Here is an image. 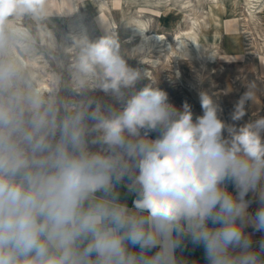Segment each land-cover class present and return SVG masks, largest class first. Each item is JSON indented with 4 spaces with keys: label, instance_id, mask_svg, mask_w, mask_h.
Masks as SVG:
<instances>
[{
    "label": "clouds",
    "instance_id": "clouds-1",
    "mask_svg": "<svg viewBox=\"0 0 264 264\" xmlns=\"http://www.w3.org/2000/svg\"><path fill=\"white\" fill-rule=\"evenodd\" d=\"M42 4L0 0V16ZM74 69L121 107L58 118L39 92L0 104V264H178L185 239L207 264H264V238L245 231L264 233V118L227 125L205 93L195 118L158 87L126 93L139 74L108 38L84 40ZM123 180L131 208L112 195Z\"/></svg>",
    "mask_w": 264,
    "mask_h": 264
},
{
    "label": "rangeland",
    "instance_id": "rangeland-1",
    "mask_svg": "<svg viewBox=\"0 0 264 264\" xmlns=\"http://www.w3.org/2000/svg\"><path fill=\"white\" fill-rule=\"evenodd\" d=\"M257 1L254 5L250 0H43L38 13L0 16V42L12 23L28 32L29 38L17 36L18 42L13 43L22 58L26 57L22 47L28 44L34 49L31 55L39 65L37 71L33 68L34 75L48 84L47 98L58 118L76 108L121 107L99 87L98 78L83 83L77 78L74 64L83 42L78 41L73 23L79 20L87 41L114 40L127 66L139 74L134 88L124 89L126 93L158 87L177 109L190 105L194 118L203 114L200 95L205 93L219 105V116L227 125L240 127L264 118V80L255 81L252 68L264 73V0ZM188 27L197 37L198 48L187 37ZM143 35L159 39L143 44ZM178 43L188 50V58L175 49ZM5 58L0 53V76L6 73L15 81L19 76L30 77L31 66L15 71ZM19 86L17 82L4 90L0 81V104L18 103L25 97ZM246 93L251 97L245 104L246 114L234 122L235 106ZM247 199L252 200L249 212L254 213L259 207L256 198L250 193Z\"/></svg>",
    "mask_w": 264,
    "mask_h": 264
},
{
    "label": "bare ground",
    "instance_id": "bare-ground-1",
    "mask_svg": "<svg viewBox=\"0 0 264 264\" xmlns=\"http://www.w3.org/2000/svg\"><path fill=\"white\" fill-rule=\"evenodd\" d=\"M250 2H251V4L256 5L258 1L257 0H250ZM6 21H8V20H6ZM251 22H252V20H251ZM10 23H12V21ZM73 25L77 29L76 30L77 31L76 33L78 34V41H82L83 42L84 40H87V38H86V32H85L84 26L82 25V22H80L79 20H77V21H75L73 23ZM39 31H40V29H39ZM140 31H142V29ZM45 32L44 31H41L40 34H43ZM141 33H143V32H141ZM24 35H27V37H28V32L26 30L21 29L20 27L14 26L13 23H12L10 26L7 27L5 37L0 42V53L4 54V56H6V58H5L6 61L11 65L12 69H14L15 71L16 70H23L24 67H27V65L31 66L30 71L28 70V72H29L28 75H30V77L26 79V78H21L19 76L16 79V81H15V80L12 79V77L10 75H8L6 73L5 74H2L0 76V81H1L2 87L4 88V90H6V89H9V88L13 87L14 84L18 82L21 85L19 87H21V90L23 92V94H22L23 96H27V95H29V94H31L33 92H39L45 99L48 100L47 97L49 96V94H46L47 91L49 90L48 84H46L44 82V79H43V81H41L38 78H36V76L34 75V71L35 70H33V68L39 66V65L36 66V64H37L36 63L37 61L35 60L36 57H33V55H31L32 54V51L34 49L30 45H28V44H26L24 47H22V49L26 51V55H25L26 56L25 57L26 59H25V58H22L21 57V55L18 53V51L16 50L15 45L13 43L14 40H15V42H18L17 36H24ZM196 36H197V34H196ZM187 37L194 42V45H192L194 48H198L199 47V44H198V42L196 40L197 37L195 38V34L192 31V27H188ZM22 38L24 39V37H22ZM150 39H159V36H156V35H153V36L143 35V39H142V41L140 43H143L144 44V42H148ZM30 41H31V39H30ZM212 41H214V39ZM140 46H141V44H140ZM176 47L177 48H175V49H177L178 51H180V55L181 56H187V58H188V50L187 49L186 50L184 48L182 49V47L179 46V43H178V45H176ZM196 51H197V49H196ZM176 53H177V51H176ZM177 55H178V53H177ZM44 65L45 64L43 63V66ZM40 68H41V66H40ZM252 68H253V73H254L255 81L258 80V79H260V78L262 80H264V73H262L260 71V69H258L255 66H252ZM36 71H37V69H36ZM38 75H39V73H38ZM262 83H264V81H262ZM155 135H156L155 133L152 134L153 138H155Z\"/></svg>",
    "mask_w": 264,
    "mask_h": 264
},
{
    "label": "crops",
    "instance_id": "crops-1",
    "mask_svg": "<svg viewBox=\"0 0 264 264\" xmlns=\"http://www.w3.org/2000/svg\"><path fill=\"white\" fill-rule=\"evenodd\" d=\"M112 195L120 202L127 203L130 208L132 207V201L135 199V193L130 191L127 180H123L120 184H117ZM245 231L252 235L254 246L256 241L264 238V233L253 232L251 227L246 228ZM155 251L156 249H153V252ZM176 257L178 264H207L203 248L194 246L187 239L184 241V246L177 250Z\"/></svg>",
    "mask_w": 264,
    "mask_h": 264
}]
</instances>
